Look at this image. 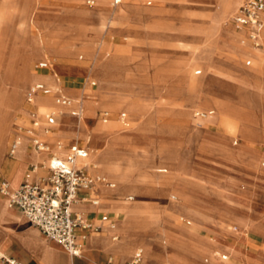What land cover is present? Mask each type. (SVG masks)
<instances>
[{"label": "rangeland", "instance_id": "rangeland-1", "mask_svg": "<svg viewBox=\"0 0 264 264\" xmlns=\"http://www.w3.org/2000/svg\"><path fill=\"white\" fill-rule=\"evenodd\" d=\"M243 2L223 14L224 6L218 0L211 4L205 0H123L118 6L114 0H0V110L10 103L19 78L30 69L34 72L21 95L25 108L10 122L12 132L6 153L16 125H30L27 93L31 85L42 82L40 74L55 75L42 73L36 64L47 60L55 70L60 63L69 67L82 64L85 72L79 79L81 86L93 96L79 92L69 98L79 100L84 96V115L87 110L107 109L113 117L122 111L129 117L127 127L117 128L113 123L115 130L109 139L117 141L122 152L116 156H121L124 165L134 167L137 175L127 183L128 189L115 190L110 197L152 215L154 228H161L146 240L155 243L161 236L169 242L173 233L180 246L190 240L182 231L206 239L219 236L225 242L250 249L254 258L239 255L244 264H264V68L254 65L248 56H238L228 39L217 48L219 17L192 12L210 5L229 22ZM122 5L125 15L119 24L108 23V17L103 22L95 16L87 21L92 28L100 23L106 25L99 39L79 37L68 41L52 35L66 21L83 19L86 12L107 9L109 14L118 13ZM38 20L48 28H41ZM229 23L222 27L226 37L229 26L234 27ZM71 32L78 35L79 29L73 27ZM175 37H197L199 59L187 47L179 46ZM53 53L73 55L57 58ZM98 64L107 81L102 74L90 75L91 67ZM92 82L96 84L91 86ZM52 90L65 93L61 84ZM107 91L110 95L106 103ZM138 93L146 99L137 98ZM56 96L54 93V101ZM36 99L37 96L35 104ZM52 106L46 109L48 114L60 110L56 102ZM206 110H215V114L207 119L197 115ZM37 117L47 124L45 114ZM80 119L71 115L68 121L82 133L86 125ZM71 139L90 144L83 137ZM101 142L106 146V140ZM160 175H169V182L160 184L156 177ZM241 191L242 203L233 202L232 197ZM99 199L102 204L104 200ZM110 209L114 210V206ZM133 229L142 237L146 235L143 218L133 223ZM132 233L124 227L119 242L129 244L140 237ZM135 250L128 251L131 253L124 261ZM211 250L227 253L234 263H240L232 250L221 249L215 243L205 249L201 259L204 264L212 263ZM145 254L143 251L144 257ZM217 259L221 260V256Z\"/></svg>", "mask_w": 264, "mask_h": 264}, {"label": "crops", "instance_id": "crops-1", "mask_svg": "<svg viewBox=\"0 0 264 264\" xmlns=\"http://www.w3.org/2000/svg\"><path fill=\"white\" fill-rule=\"evenodd\" d=\"M17 1L19 0H16V2ZM122 2L123 0H120L119 3H116L114 0V5L118 6ZM21 5L22 4L19 3V8H21ZM110 14L107 9L94 13L86 12L83 19L69 23L66 21L64 24L60 25L57 30L52 31V35H56L64 40L68 39V41L73 39L76 40L79 37L99 39V36L102 33L101 23L96 28H92L89 26L87 21L91 17L95 16L101 22H103ZM38 24L43 29L48 28L40 20H38ZM73 27L79 29L78 35H75L71 32ZM241 30L245 32L244 29ZM95 50L96 49L93 48L92 52L94 53ZM53 55L57 58H64L73 54L53 53L52 56ZM43 61L48 62L47 60H41L40 62ZM247 62L248 64H251L252 60L249 59ZM53 72L57 74L59 83L65 88V93L63 92V94L67 97H76L79 92L84 96H93L91 92L85 90L87 87L83 88L81 86V81L79 80L82 76H84V74H82L85 72L84 65L73 64L69 67L67 63H60L57 65L56 70L50 66H48L46 69H42V73L52 74ZM36 83L44 82H35L34 84ZM34 84H32L31 87ZM95 84L96 82H92L91 86ZM77 89L82 90L78 91ZM54 93L62 94L60 90H57ZM53 94L46 95L40 93L38 95L53 96ZM136 97L141 100L146 99L142 93H138ZM27 103L29 104L28 106L30 108L28 110V114L34 110H37L35 113L38 112L37 104L29 103L28 101ZM139 103L143 104L141 101ZM78 105L79 104L65 106L69 107V109L54 113L57 116V123L53 126V131L50 133L45 131L47 124H42L40 121H38V124H35L32 117H28L30 122L29 126L17 124L14 139L9 147L8 154L6 153V146L9 136L12 132V123L6 125L2 129L1 133L5 142V149L0 153V186L3 181H8L11 188L15 189L21 183L27 180L37 181L40 177H45L50 174V170L48 168L50 154L48 152H38L35 149L32 140L33 136L39 137L41 140L51 144L53 147H55L59 141H62L64 143V149L59 152L61 156H65L69 145L76 141L87 147L90 154V148L87 146L86 142L80 141V139L71 138H84L86 132L88 130H92L98 138L101 140H106L107 144L104 148L106 156L120 155L122 152L121 147L117 144V141L109 139V136L115 130L112 127L113 123L117 128H124L130 125L127 113L122 111L119 116L113 117V115L107 109H97L96 111L87 110V113L84 115V117L79 120L80 123L83 120L84 124L86 125V128H83L81 133L80 129L75 128L71 120L68 121L67 117L69 114L74 117H79L82 115L84 108H82L80 114H77ZM16 106V110H24V101L21 97L20 102ZM52 107V105H48L49 109H52ZM106 112L108 113L107 117L105 116ZM205 112H210L208 117L215 114V110H206ZM122 113L126 114V119L121 118ZM108 121L112 122L110 123ZM20 126L32 129L33 133L28 134L24 131L22 132L19 129ZM80 126L81 124L78 125L79 128ZM41 133H44V136ZM75 133L78 135L76 136ZM14 142H18V145L16 152L11 155L10 149ZM85 159L86 158L79 160V164L86 165V170L91 177L95 178L96 176H103L106 174L104 170H98L97 172L90 170L87 164L83 162ZM34 165L38 166V169L35 171L32 169ZM139 174H141V172ZM136 175L137 174L133 175L132 179ZM156 177L160 178V184H167L169 182L170 176L160 175ZM113 187L107 188L101 182H96L92 190L82 191L79 194L80 199L75 203L74 210L86 213L87 216L94 221V223L100 224L101 228L98 231L89 230L86 232L85 237H82L81 235L83 232L79 231L82 252L78 256L69 254L58 242L47 239L24 214H22L17 208L10 207L7 203L8 198L0 192V250L8 255L15 256L23 264H126L138 249L135 250L133 255L128 260L124 261L131 252H123L121 250V246L116 244L120 240L121 235L114 232V228L108 221L102 220L103 215H108L109 219L114 224H116L118 220L119 214L116 211L110 209L111 206L113 207L115 201L110 197V195L113 194ZM86 198H88V200H86ZM99 198L104 199L103 204H98V202L95 204L91 201V199ZM105 212L112 213L113 215L105 214ZM162 225L170 227V225L167 223H163ZM182 232L190 237V240H188L184 245L180 246H171L170 243L163 237H156L155 243H149V246L151 249L153 246H155L159 254L154 252V250L146 252L147 254H145V257L143 255V261L141 264H143V262H147L148 264H204L201 259L204 255H206L205 249L213 247L215 243H217L221 249L226 251L232 250L238 259H240L239 255H246L249 258L255 257L250 249L244 245H235L225 242L219 236L206 239L196 235H191L185 231ZM114 237H116V239ZM257 237H254V239ZM248 239L249 237L247 240ZM228 245H230L232 249ZM244 249L247 252H245Z\"/></svg>", "mask_w": 264, "mask_h": 264}, {"label": "built area", "instance_id": "built-area-1", "mask_svg": "<svg viewBox=\"0 0 264 264\" xmlns=\"http://www.w3.org/2000/svg\"><path fill=\"white\" fill-rule=\"evenodd\" d=\"M120 0H115L119 3ZM235 29H244L246 36L255 47H264V0H245L230 19ZM38 69L48 68V62L43 61L36 64ZM53 94L54 91L44 83L34 84L28 92L27 101L34 103V97L38 94ZM56 102L64 106H70L72 101L64 94L58 93ZM82 103L78 105L77 114L81 113ZM210 112L198 111L197 115L206 118ZM32 119L38 124L36 113L31 112ZM108 116V113H105ZM122 119H126V114H121ZM47 127L45 131L50 133L53 126L57 123V116L54 113L46 115ZM22 132L32 134L33 130L20 126ZM35 149L38 152H48L50 159L48 168L50 174L40 177L37 181H25L17 188L12 189L8 181H3L0 186L1 194L7 196L9 206L17 208L24 214L29 221L36 226L43 235L49 239L61 244L65 250L74 256L81 254V239L79 231H82V237L86 236L89 230L98 231L100 224L94 223L86 213L76 211L73 204L80 199L79 194L82 191L92 190L96 182L106 183L113 187V183L107 181L104 177H91L86 165H80L81 159L87 158L89 151L87 147L79 142L69 145L65 156L59 152L64 149V143L59 141L55 147L41 140L37 136L32 137ZM18 142H14L10 149V154L16 152ZM38 169L37 165L32 168ZM88 200V198H86ZM98 199H91L97 203ZM103 221H108L112 227L114 223L108 215L102 216ZM143 261V250L138 249L133 257L126 264H141ZM0 264H23L18 258L8 255L0 250Z\"/></svg>", "mask_w": 264, "mask_h": 264}, {"label": "bare ground", "instance_id": "bare-ground-1", "mask_svg": "<svg viewBox=\"0 0 264 264\" xmlns=\"http://www.w3.org/2000/svg\"><path fill=\"white\" fill-rule=\"evenodd\" d=\"M100 1L103 3H106V0H100ZM212 1L213 0H205V2L209 3V4H211ZM218 1L224 6L223 14H227L232 9L236 8L238 3L241 0H218ZM192 2H197V0H192ZM209 7H210V5H205L204 7L202 6L203 9H200V7H197L196 9H193L192 12L194 13V15L199 14V16L203 15L206 17H211L213 15H216L217 18L219 17L220 25H219L218 35H219L220 39L216 43L217 44L216 47L218 48L221 44H223L228 39L230 41V43L233 45L234 50L238 56H240L241 58L244 56H248V57L252 58L254 65H258V66H261L264 68V50L261 48L256 49L257 47L252 46L250 44V42L248 41L246 33L243 30L236 31L237 29L235 30L233 26L231 27V25L229 26L230 27V33L226 37L222 27H223V23L228 25V24H230L229 23L230 21L228 22L227 20H224L225 15L222 16L217 11H215L213 8L210 9ZM197 9L201 10V12H198ZM124 13H125V5H122L120 7V10L118 13L111 12V14L108 16V23H112L115 21L116 23L119 24L122 21V19L124 18V15H125ZM105 26L106 25L103 24L102 28H104ZM26 29H28V26H26ZM174 39L177 41L179 46L187 47L192 52V55L196 59H199V57L196 54V49H197L196 39H197V37L194 39H190V40H187L185 38H176V37ZM99 67H100L99 64H98V66L97 65L92 66L90 69V75L98 76V75L102 74L99 71ZM53 74H55V75L48 76V75H41L40 74L38 78H42V82H44L46 85H48V87H50L51 89L56 90L57 87L60 86V83H59L58 79L56 78L57 74L56 73H53ZM33 75H34V72H32L30 69L27 73H25L23 76H21L19 78V80L17 81V83L14 87V90H13V93H12V96L10 99V103L4 109L1 108V110H0V153L3 152L5 149V142L3 140V136L1 133L2 129L6 125L10 124V122L12 121L14 116L16 115V112L18 111V110H16L17 109L16 105H18V103L20 102V97L25 91L26 83L28 81L32 80ZM102 75H103L102 78H104V74H102ZM52 78H55V80L53 81ZM99 82L101 83L102 88H104L105 85H103L102 79L99 80ZM109 95H110V93L108 91H107V93L104 94V99L106 100V103L109 101ZM36 96H37L36 104L39 107L38 109H40L36 113V116H39L41 114L47 115L48 111L46 109L48 108V105L49 104L54 105L56 101H54L53 96H42V95H36ZM70 99L72 101L71 105L82 103V106L85 109L86 101H85L84 96H82L79 100H76V99L73 100L72 98H70ZM57 105L60 107L59 108L60 112H62L65 109L66 110L69 109V107H65L63 105L60 106L58 103H57ZM213 109H214V107H213ZM56 112L57 111H54V110L52 111V113H56ZM188 113L191 114V111H189ZM70 116H71V114H69L67 116L68 119ZM63 117H65V116H63ZM80 117L82 119L84 117V113H82V115ZM84 138L86 139V141L88 143H90L88 146L90 148V154H89L88 158H86L83 161L85 164H87L88 168L92 171H95V172H97L98 170H104L106 172V174H105L106 176H101V177H104L107 181L113 183L114 187L112 188V192H115V190H126V189H128L129 185H127V183H129V181L132 180V176L134 175V172L136 171L135 168L132 167L131 165H124L120 160L121 158L118 156H112V155L106 156L105 152H104V148H105L104 145L105 144H103L101 142L100 138H98L93 131L86 132ZM108 177H111L112 181L109 180ZM102 184L107 188L110 187L106 183H102ZM241 192L237 196L232 197L233 202L235 201L236 203H242V201L244 200L243 199L244 194H243V191H241ZM97 202H98V204H101V199H98ZM7 203H8V201H7ZM103 203L104 202H102V204ZM8 205H9V203H8ZM113 206H114V211H116L119 214L118 220H117L118 226L116 223L113 227V228H116L114 232H116L117 234H120L124 231V227H125V228L132 230V232H133L132 235H136L139 237L140 236L139 233L133 229V223L139 218H143V228H144V230L147 231L146 235H144V237L140 236L137 240H135L134 242H131L129 244L121 243L118 241L116 244H119L121 246V250L123 252H128L130 250H135V249L136 250L142 249L144 252H150L151 250H154V252L159 254V252H157L155 246H153L152 249L150 248L149 243H153V242H149L148 240H146V237L149 238V237L155 236L156 231L160 230V228H161L160 225L158 226V228H154L156 222L153 219L152 215L149 213H144L143 210H141L139 207H137L134 204H130V203H123V202L115 201ZM74 207H75V203L73 204V208ZM114 238L116 239V237H114ZM177 238L178 237L176 235H174L173 233H170L168 240H169V243L171 246H178V244H176ZM210 255L213 259L211 264H213V263L214 264H236L230 260L231 255H229L227 253L220 252L219 250H211ZM218 255L221 256V260L217 259ZM208 260L209 259H206V261H208ZM239 260H240L239 264H244L243 259L240 258ZM145 264H148V263L145 262Z\"/></svg>", "mask_w": 264, "mask_h": 264}]
</instances>
